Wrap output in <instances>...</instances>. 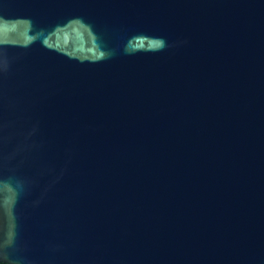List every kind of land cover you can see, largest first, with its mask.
Masks as SVG:
<instances>
[{"label":"water","instance_id":"water-1","mask_svg":"<svg viewBox=\"0 0 264 264\" xmlns=\"http://www.w3.org/2000/svg\"><path fill=\"white\" fill-rule=\"evenodd\" d=\"M0 263L264 264V0H0Z\"/></svg>","mask_w":264,"mask_h":264},{"label":"trees","instance_id":"trees-1","mask_svg":"<svg viewBox=\"0 0 264 264\" xmlns=\"http://www.w3.org/2000/svg\"><path fill=\"white\" fill-rule=\"evenodd\" d=\"M0 264H3V263H0Z\"/></svg>","mask_w":264,"mask_h":264}]
</instances>
